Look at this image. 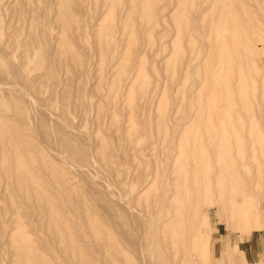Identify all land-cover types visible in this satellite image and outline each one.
I'll use <instances>...</instances> for the list:
<instances>
[{
    "label": "rangeland",
    "instance_id": "obj_1",
    "mask_svg": "<svg viewBox=\"0 0 264 264\" xmlns=\"http://www.w3.org/2000/svg\"><path fill=\"white\" fill-rule=\"evenodd\" d=\"M170 1L0 0V264H230L264 234V0ZM232 101L244 159L216 180Z\"/></svg>",
    "mask_w": 264,
    "mask_h": 264
},
{
    "label": "bare ground",
    "instance_id": "obj_2",
    "mask_svg": "<svg viewBox=\"0 0 264 264\" xmlns=\"http://www.w3.org/2000/svg\"><path fill=\"white\" fill-rule=\"evenodd\" d=\"M142 2H144L145 3V1L146 0H141ZM168 1V0H167ZM213 1V0H212ZM172 2H176V4H172ZM178 2H179V0H171L170 1V3L168 4L167 3V5H165L164 4V6L162 7V9L160 10V13H161V15L162 16H165V15H168V14H170L171 12H174L175 10L177 11V10H179V8H181V7H179L177 4H178ZM143 3V4H144ZM145 5V4H144ZM143 5V6H144ZM199 5H200V3H199ZM196 6V5H195ZM194 6V7H195ZM217 5H213V3H209V4H207L206 6H204L203 5V3H202V5H200V7L198 8H194L193 9V11H199V12H202V13H206V12H208L210 9H212V8H215ZM232 7V6H231ZM154 8V7H153ZM150 9V8H149ZM152 9V8H151ZM158 9V8H157ZM144 10V9H143ZM157 11V10H156ZM237 11V10H236ZM154 12V11H153ZM231 12V11H230ZM234 14V13H233ZM159 17H161V16H159ZM233 19H235V18H233ZM252 20H254V21H256L254 18L252 19ZM257 22V21H256ZM260 22V21H259ZM240 24V23H239ZM238 25V24H237ZM207 74V73H206ZM205 78V77H204ZM199 79V78H198ZM201 79H202V77H201ZM209 79H210V77H209ZM234 79V78H233ZM204 80V79H203ZM11 81V80H10ZM248 81V80H247ZM18 82V81H17ZM197 82V81H196ZM202 82V81H201ZM200 82V83H201ZM206 82V81H205ZM204 82V83H205ZM233 82V81H232ZM259 82V81H258ZM209 83V82H208ZM15 85H17V84H15ZM20 86V85H19ZM18 86V87H19ZM197 86H199V85H197ZM205 86V85H204ZM209 86V85H208ZM21 90H22V87L20 86L19 87ZM196 89V88H195ZM250 89V88H249ZM207 90H209V89H207ZM23 91H25V90H23ZM193 91H194V89H193ZM237 91V93H240V94H243L244 92H243V90H241V89H237L236 90ZM22 92V91H21ZM23 93V92H22ZM27 91L25 92V94L27 95ZM250 93V92H249ZM257 93V92H256ZM260 93V92H259ZM207 94V93H206ZM259 95V94H258ZM235 96V95H234ZM193 98V97H192ZM248 98H246V100H247ZM254 99V98H253ZM32 100V99H31ZM34 100H36V99H34ZM258 100H259V98H258ZM257 100V101H258ZM242 101H244V99L242 100ZM254 101V100H253ZM37 102V100L35 101V103ZM191 102V101H190ZM189 102V103H190ZM249 102V101H248ZM256 102V101H255ZM34 103V102H33ZM260 103V102H259ZM191 104V103H190ZM189 104V105H190ZM38 105V104H37ZM36 105V106H37ZM39 105H40V103H39ZM38 105V106H39ZM37 106V107H38ZM202 106H203V104H202ZM250 106V105H249ZM39 107H41V106H39ZM217 107V106H216ZM43 108V107H42ZM196 108V107H195ZM205 108V107H204ZM241 108L242 107H240V105L238 104V102H235V101H232V104L229 106V108H228V111H227V113H222V111H221V107H217V108H215L214 109V112H213V114L212 115H210L209 116V120H210V122H211V126H213V127H215V131H216V129L217 128H219V130H220V132H222L224 135H226V137H227V139L228 140H231L232 141V143H230L229 141H228V144H229V146H228V148L225 150V154H226V156H224L223 157V160H225V162L224 163H222L221 162V160H220V157H221V155L223 154V151H222V148H218V151H217V153H216V156H217V165H216V167H217V172H216V174H215V176H214V178H216V180H219V179H221V178H223L224 176H228L229 175V171L230 170H232V169H234V167H236V164H237V162H236V159H237V157H240L241 156V158H242V160L244 159V156H243V151H244V149H243V147H242V145H244V144H242V140H243V138L245 137L244 136V131L246 130V128H245V124H244V118H243V116H240L239 114H238V112H236V111H238L239 110V113H240V111H241ZM246 108V107H245ZM38 109V108H37ZM192 109V108H191ZM237 109V110H236ZM248 109V108H247ZM46 109H43V111H45ZM194 110V109H193ZM243 110V109H242ZM264 110V109H263ZM191 112V111H190ZM243 112V111H242ZM249 112V111H248ZM46 113H47V111H46ZM198 113V112H197ZM212 113V112H211ZM262 113V112H261ZM38 114V113H37ZM48 114H50V113H48ZM238 114V115H237ZM192 115H193V113H192ZM195 115H196V112H195ZM195 115H193V116H195ZM45 116H46V114H45ZM54 116V115H53ZM246 116V115H245ZM40 117V116H39ZM204 117V116H203ZM44 118V117H43ZM48 118H49V115H48ZM197 117L195 116L193 119H196ZM200 118H202V117H200ZM257 118V120H258V117H256ZM42 119V118H41ZM46 119V118H45ZM51 119V118H50ZM56 119H57V117H56ZM191 119V118H190ZM197 119H199V118H197ZM246 119H249L248 117L246 118ZM253 120V119H252ZM52 121V120H51ZM250 121H251V119H250ZM259 121V120H258ZM246 122H247V120H246ZM59 123V122H58ZM57 123V124H58ZM200 124H201V120H200V122H199ZM259 123V122H258ZM51 125V124H50ZM59 126V125H58ZM235 127V130H236V132L235 131H233L232 129ZM248 126V125H247ZM182 127V126H181ZM259 128H260V125H259V127H258V130H259ZM53 129V128H52ZM51 132H53V130H51ZM54 133V132H53ZM51 134V133H50ZM58 135H59V133H58ZM54 136V135H53ZM52 136V137H53ZM54 138V137H53ZM55 139H57V138H55ZM248 139V138H247ZM149 140V139H148ZM249 140V139H248ZM54 143H55V141H53ZM59 142V141H58ZM52 143V142H51ZM53 143V144H54ZM56 144V143H55ZM60 144V143H59ZM62 144H60V146H61ZM145 147V146H144ZM55 148V147H54ZM56 149V148H55ZM61 151V150H60ZM57 152H59L58 151V147H57ZM62 152H63V150H62ZM185 153H186V151H185ZM184 153V151H182V149H181V147H180V145H178L177 147H176V152H175V155H174V157H173V163H172V168H173V173L175 174V177H176V181H178V179L180 178L179 177V173H178V170H180L181 168H182V164H181V161H182V156L185 154ZM187 154H188V152H187ZM196 154V153H195ZM264 157V156H263ZM246 158V157H245ZM172 161V160H171ZM214 162V161H213ZM169 164V163H168ZM193 164V163H192ZM80 167V166H79ZM89 169V168H88ZM216 169V168H215ZM80 170V169H79ZM83 170V169H82ZM85 171H86V169H84ZM83 170V171H84ZM196 170V169H195ZM88 172V171H87ZM227 172V175H224L225 173ZM86 173V172H85ZM175 179V178H174ZM204 180H206L207 181V184H209L208 185V187H207V195L206 196H209V202L211 203V204H214V207H219V206H222V205H224L223 204V202L221 201V200H219V201H215L214 200V193L212 192V188H211V180H212V178H210L209 176H204V178H203ZM218 182V181H217ZM223 182V181H222ZM259 182V181H258ZM224 184V183H223ZM113 185V184H112ZM258 185V184H257ZM234 186V185H233ZM90 187V186H89ZM109 187V186H108ZM111 187V186H110ZM113 187V186H112ZM111 187V188H112ZM115 187V186H114ZM257 187V186H256ZM255 187V188H256ZM109 189V188H108ZM224 189V188H223ZM115 190V189H114ZM117 190H119V189H117ZM259 190V189H258ZM113 191V190H112ZM107 192V191H106ZM109 193V192H108ZM259 193V192H258ZM110 194V193H109ZM112 194V193H111ZM116 194V193H115ZM119 195V194H118ZM113 197H114V195H113ZM115 197H116V195H115ZM118 198H120V197H118ZM114 199H116L117 200V198H114ZM241 199V198H240ZM238 200V199H237ZM236 200V198L233 196V195H231V198H230V200H229V205H230V207L232 208V210H235V208H239V205L240 204H238V201ZM115 201V200H114ZM119 201V200H118ZM117 201V202H118ZM244 202H245V199H244ZM119 203V202H118ZM160 203V202H159ZM122 204H124V203H122ZM103 205V204H102ZM119 205H121V204H119ZM248 205V204H247ZM125 206V205H124ZM243 206V202H242V204L240 205V207H242ZM188 208V207H187ZM199 208V207H198ZM247 208H249V209H251V211L253 212V210H254V208H253V206L251 205V204H249V206L247 207ZM126 209V208H125ZM128 210H130L129 208H127ZM127 210V212H129ZM131 210H133V209H131ZM140 210V209H139ZM124 211H126V210H124ZM137 211V210H136ZM126 212V213H127ZM134 212V211H133ZM131 213V212H130ZM129 213V214H130ZM141 213V212H140ZM135 214H136V212H135ZM139 214V213H138ZM132 215V214H131ZM133 216V215H132ZM136 216V215H135ZM134 216V217H135ZM141 216V215H140ZM137 218V217H136ZM232 218V217H231ZM130 219H132V218H130ZM138 219V218H137ZM144 219V218H143ZM146 219V218H145ZM144 219V220H145ZM133 220V219H132ZM191 221V220H190ZM132 222V221H131ZM141 222V221H140ZM155 222V221H154ZM142 223V222H141ZM234 222L232 221V231H237L239 234H241V232H243V233H247V232H245L243 229H239V227H237L235 224H233ZM236 223V222H235ZM114 224V223H113ZM155 225V224H154ZM133 226H135V224L133 225ZM147 226V225H146ZM253 227V224H252V222L249 224V225H246V228L249 230V229H251ZM120 228V227H119ZM141 228V227H140ZM135 230H137V229H135ZM146 231V229L144 230V231H142L143 233ZM142 232L140 233V234H142ZM149 232V231H148ZM197 232V231H196ZM195 232V233H196ZM123 233V232H122ZM121 233V234H122ZM138 233V232H137ZM151 234V233H150ZM139 235V234H138ZM144 235V234H143ZM143 235H141V236H143ZM149 235V234H148ZM205 235V234H204ZM204 235L202 236L201 234H197L196 235V237H200L201 238V241L205 238L204 237ZM249 235H250V233H249ZM206 236V235H205ZM127 238H128V236H126ZM144 237V236H143ZM138 238L139 240L138 241H136V242H128L129 243V245L130 246H134V247H136V248H142L143 249V247L145 248V246H142V244H144L143 243V241H144V238ZM149 238V237H148ZM124 239H126V238H124ZM134 240V239H133ZM132 240V241H133ZM148 240V239H147ZM148 242H149V240H148ZM147 245H148V243H147ZM204 245L207 247V242L206 243H204ZM232 247L234 248V249H230V251H229V253L230 254H232L231 255V259H232V261L230 262V260H229V262H230V264H235L234 263V258H235V253H236V249L238 248V247H240V245L239 244H234V245H232ZM132 248V247H131ZM136 251H138V249L136 250ZM143 251H145V250H143ZM142 251V252H143ZM140 252H138V254H139ZM145 253H143L142 255H141V257L144 255ZM206 254L207 255H211L209 252H208V249L206 248ZM140 256V255H139ZM146 256V255H145ZM144 256V257H145ZM212 256V255H211ZM213 257V256H212ZM143 258V257H142ZM142 258H140V259H142ZM139 259V260H140ZM143 260V259H142ZM149 261V260H148ZM141 262H143V264H149V263H147L146 261H141ZM151 264V263H150ZM224 264H228V263H224ZM244 264H248V263H244ZM259 264V263H258ZM261 264V263H260Z\"/></svg>",
    "mask_w": 264,
    "mask_h": 264
},
{
    "label": "crops",
    "instance_id": "obj_3",
    "mask_svg": "<svg viewBox=\"0 0 264 264\" xmlns=\"http://www.w3.org/2000/svg\"><path fill=\"white\" fill-rule=\"evenodd\" d=\"M263 230V229H261ZM257 230V231H261ZM256 231V230H255ZM218 232H220V228L218 229ZM226 235H224L223 241L226 242ZM229 241L232 245H234V240L229 236ZM239 245H243V256L247 262L252 260H262L264 259V234H261V236L257 238H248L240 241L237 243ZM251 245V249L249 248ZM240 257V255H239Z\"/></svg>",
    "mask_w": 264,
    "mask_h": 264
}]
</instances>
